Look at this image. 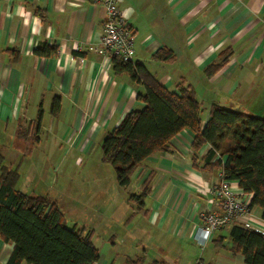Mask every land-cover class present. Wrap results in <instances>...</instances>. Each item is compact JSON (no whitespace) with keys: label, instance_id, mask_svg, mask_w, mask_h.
I'll return each mask as SVG.
<instances>
[{"label":"crops","instance_id":"obj_1","mask_svg":"<svg viewBox=\"0 0 264 264\" xmlns=\"http://www.w3.org/2000/svg\"><path fill=\"white\" fill-rule=\"evenodd\" d=\"M118 7L134 32L132 61L171 91L190 87L201 106L202 127L213 103L264 118V0H121ZM104 15L102 0H0V153L7 165L15 166V151L33 142L46 119L60 118V140L77 149L94 135L105 136L141 104L137 94L145 86L114 72L112 61L91 49ZM40 43L56 46V54L35 55ZM161 48L171 51V59L153 58ZM222 52L226 63L207 75L205 69ZM54 98L60 103L56 115L50 111ZM192 140L193 133L182 129L169 151L148 156L131 178L138 175L141 182L155 172L140 211L160 243L157 261L244 264L241 255L221 247L228 244L231 225L215 230L202 246L196 240L200 211L219 210L210 190L220 171L201 168L210 145L194 153ZM233 185L239 188L236 181ZM244 198L249 202L251 194ZM239 225L264 235L261 208L249 207ZM12 246L0 238V264H7ZM99 253L95 264H115L108 253ZM140 254L150 262L144 249Z\"/></svg>","mask_w":264,"mask_h":264},{"label":"trees","instance_id":"obj_2","mask_svg":"<svg viewBox=\"0 0 264 264\" xmlns=\"http://www.w3.org/2000/svg\"><path fill=\"white\" fill-rule=\"evenodd\" d=\"M56 52V46L46 43L34 49L37 56H52ZM227 57L222 52L219 61L205 69L207 75L218 71ZM153 58L169 60L171 51L161 48ZM111 61L114 72L124 73L132 82L145 86V91L137 94L141 104L125 113L101 142L102 160L113 167L116 183L127 186L148 156L169 151L171 138L187 128L193 133L194 153L202 145H210L200 160L201 168L217 169L225 179L236 181L244 193L251 194L248 206L260 207L264 219V118L213 103L202 127L201 106L190 87L171 91L139 62H123L116 56ZM59 106L58 98H54L52 115L58 113ZM19 137L24 139L26 134L22 131ZM193 160L195 163L194 156ZM154 177V171L148 172L140 182L139 192L131 195L138 209H142L151 192ZM19 180L18 165H7L0 153V238L13 245L7 264H95L100 253L93 242V229L77 224L68 226L54 201L21 191L17 188ZM227 238L228 244L221 247L241 255L244 264H264L262 233L232 224ZM124 264L160 262L146 263L145 255L140 254L126 257Z\"/></svg>","mask_w":264,"mask_h":264},{"label":"rangeland","instance_id":"obj_3","mask_svg":"<svg viewBox=\"0 0 264 264\" xmlns=\"http://www.w3.org/2000/svg\"><path fill=\"white\" fill-rule=\"evenodd\" d=\"M50 120H45L48 122L32 143L25 148L20 145L15 151V166L20 173L17 188L54 201L68 226L77 223L94 228V244L115 264H122L127 256L133 258L143 249L148 261L159 260L160 243L131 196L139 192L138 175L127 186H119L113 167L102 160L104 134L90 137L89 143L83 141L77 149L68 148L59 137L63 121L58 117ZM78 139V134L73 136L74 141ZM110 233L115 234L111 240ZM188 263L185 260L180 264Z\"/></svg>","mask_w":264,"mask_h":264},{"label":"built area","instance_id":"obj_4","mask_svg":"<svg viewBox=\"0 0 264 264\" xmlns=\"http://www.w3.org/2000/svg\"><path fill=\"white\" fill-rule=\"evenodd\" d=\"M120 1L102 0L105 15L101 24V34L91 49L108 60L116 56L127 62L132 61L134 54V32L123 19L118 7ZM210 191L218 201L219 210L205 208L200 211L199 233L195 237L201 246L210 239L215 230L227 225L244 224L249 212V202L244 198L242 189L233 185V180L225 179L221 172Z\"/></svg>","mask_w":264,"mask_h":264}]
</instances>
